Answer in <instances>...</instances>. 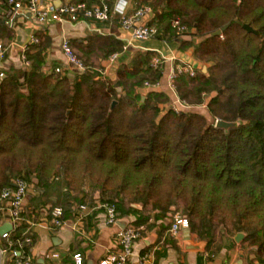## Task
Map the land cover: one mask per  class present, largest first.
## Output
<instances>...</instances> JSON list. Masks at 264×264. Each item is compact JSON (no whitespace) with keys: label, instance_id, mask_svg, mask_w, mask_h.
Listing matches in <instances>:
<instances>
[{"label":"trees","instance_id":"obj_1","mask_svg":"<svg viewBox=\"0 0 264 264\" xmlns=\"http://www.w3.org/2000/svg\"><path fill=\"white\" fill-rule=\"evenodd\" d=\"M135 1L137 9L154 13L149 25L157 29L156 38L179 39L172 21L180 19L187 35L202 39L194 54L207 72L177 76L179 99L193 107L210 96L207 110L213 120L241 124L221 130L205 115L190 111L171 110L161 117L169 96L156 89L138 92L163 78V68L153 67L156 53H137L112 80L98 71L92 56L106 61L123 45L96 35L78 46L81 55H76L86 70L69 78L45 70L46 39L26 52L29 69L5 70L0 82V192L18 178L28 184L27 195L40 189L55 231L52 211L58 202L49 195L51 188H62V200L55 197L62 201L67 224L74 223L82 205L92 210L116 204L123 217H136V228L148 222L143 216L147 210L157 220L182 206L196 240L209 247L218 230L233 226L247 233L249 245L263 258L264 0ZM11 33L0 25V39ZM27 219L22 212L13 240L25 237L31 228ZM29 236L26 254L35 242ZM82 241L69 251L71 259L83 256Z\"/></svg>","mask_w":264,"mask_h":264},{"label":"crops","instance_id":"obj_2","mask_svg":"<svg viewBox=\"0 0 264 264\" xmlns=\"http://www.w3.org/2000/svg\"><path fill=\"white\" fill-rule=\"evenodd\" d=\"M81 0H57L56 6L67 3H77ZM111 9L114 10L118 5L119 8H126L129 14L137 10L135 0H106ZM95 4L101 0H94ZM9 11L7 7H0V25L6 30L12 32L10 36H3L0 40L8 49L6 60L3 63L4 71L11 68H24L21 60L24 48L33 45H39L43 41H49L45 45L46 60L45 70L53 71L57 67L64 70L66 77L74 78L79 74L69 64L62 52V43L64 40L70 42L75 53L81 55L78 46L83 40L99 35L103 38H113L128 46L126 52L122 53L117 63L110 65L108 60L103 61L97 56H92V62L103 68L104 76L112 80L117 79V70L122 64H130L135 55L140 52L161 53L165 56L166 63L164 64V73L161 80V87L156 89L158 92L169 96L170 100H176V94L170 89L168 74L172 67L180 63H188L194 66L197 70L202 69L205 72L207 66L195 57V46L200 44L202 39L193 38L190 35L179 37L173 42H167L155 38L146 42L131 41V34L124 31L120 26L118 16H113L110 22L100 23L93 20L82 19L77 23L64 21L55 23L50 26H38L26 14L16 15L11 23L6 22ZM154 18V13L151 11L149 17L143 20L144 23L150 24ZM38 39L37 44H32L31 39ZM192 43L193 45L184 48V44ZM119 53V52H117ZM175 60V61H174ZM207 72V70H206ZM119 86V84L117 85ZM151 89L142 87L138 90L140 94L145 95ZM207 104L209 102H206ZM204 103L195 107L199 111L207 109ZM194 109V108H193ZM192 110V109H191ZM189 112V111H188ZM90 184L87 183L89 189ZM62 188L49 190V195H52L54 202H58L57 206H61ZM47 193V194H48ZM42 191L38 188H32L27 195L23 206V213L29 223H33L29 233L34 236L35 242L30 249V255L34 259V264L44 260L45 264H74V259H71L69 251L76 248L79 239H83L79 245V252L83 251L84 261L86 264L93 262L100 264L109 254H116L119 250L118 232L123 229L120 224L127 222L126 227L134 225L135 216L123 217L121 215L119 226H110L107 224V217L104 210L92 209L87 211L86 218L82 222L79 230H74L72 223L69 222L66 226L55 231L46 225L47 214L43 210V202L45 197L40 198ZM59 196L61 199L55 197ZM90 196V195H89ZM89 201V197L86 199ZM141 206L138 205V208ZM168 217L159 218L156 220L155 212L147 210L143 216L148 217V222L141 226V237L136 241L133 247V255L128 264H264V257H260L255 249L249 245L248 235L244 234V239L237 241L236 238L240 234L236 228L221 229L218 231L214 242L211 246H207L206 242L198 241L191 233V241L186 240L185 230L178 236L174 237L170 234V226L175 212ZM180 214V213H179ZM142 214H139L141 216ZM6 224H10L7 220L0 221V229ZM12 225V224H11ZM83 237V238H82ZM1 241V234H0ZM88 242L92 244L89 246ZM59 254L58 259H49L48 254Z\"/></svg>","mask_w":264,"mask_h":264},{"label":"built area","instance_id":"obj_3","mask_svg":"<svg viewBox=\"0 0 264 264\" xmlns=\"http://www.w3.org/2000/svg\"><path fill=\"white\" fill-rule=\"evenodd\" d=\"M57 0H0V7H7L9 14L6 18V22L11 23L16 15L26 14L30 15L32 21L38 26H50L55 23H61L64 21L74 22L77 18H83L86 20H93L95 22L107 23L110 22L113 16H118L120 19L121 28L131 34V41L133 42H146L156 38L157 29L149 24L143 22V20L151 14L149 8L137 9L132 14H129L126 8H119L117 5L114 10L106 0H101L100 3L94 4V0H81L77 3H67L60 6H56ZM172 27L177 30L179 35H187L189 30L182 24L180 19H174L172 21ZM32 44H37L38 39L32 37ZM128 46H124L123 52H126ZM28 47L24 48L21 60L23 67L29 69L31 62L27 59L26 52ZM7 47L0 40V82L5 78V71L3 63L7 56ZM62 52L69 64L76 65V70L83 73L86 70L84 62L76 55L69 41L64 40L62 43ZM121 52L114 53L108 59L110 65L118 62ZM166 57L161 53H158L153 60L154 68H163L166 63ZM175 61V60H174ZM55 73H64L63 68L57 67L54 69ZM164 73V72H163ZM197 69L188 63H178L174 65L168 74V81L170 89L176 94L175 80L179 75H187L189 77H195ZM161 82L156 85L145 84L146 89H159ZM177 96V94H176ZM205 97V103L209 102L210 96ZM173 110L176 113L188 112L192 107L183 103L178 96L173 104ZM208 104H204L206 107ZM182 111V112H180ZM28 184L22 178L16 179L12 187L3 189L0 192V214H3L4 220H7L12 224V230L9 233L1 236L0 241V264H34V259L25 253V247L31 244V237L29 236V230L24 234L25 237L18 240L11 238V232L19 228L22 220V212L24 202L27 197ZM87 205H82L79 213L76 215V220L72 223L74 230H79L82 222L86 218L88 211ZM95 209L104 210L107 217V224L110 226H119L121 218V212L119 206L110 202L100 204ZM53 226L58 230L67 225L62 219L64 216V209L61 206H56L52 211ZM46 225L49 226L46 220ZM33 226V223H29ZM189 220L182 214L176 213L173 217L170 226V234L174 237L180 235L184 230L189 229ZM50 227V226H49ZM52 228V227H50ZM142 228H136L128 226L124 229H120L118 232V246L119 250L116 254H109L104 258L100 264H128L130 258L133 255V247L136 241L141 237ZM47 258L58 259L59 254H48ZM75 264H85L84 258L80 254H76L74 257Z\"/></svg>","mask_w":264,"mask_h":264},{"label":"water","instance_id":"obj_4","mask_svg":"<svg viewBox=\"0 0 264 264\" xmlns=\"http://www.w3.org/2000/svg\"><path fill=\"white\" fill-rule=\"evenodd\" d=\"M28 17H30V15H28ZM226 28L220 30V31H217L216 33H214V36H221L222 33L225 31ZM244 29L246 31H248L249 33H253V34H256L257 35V32L254 31L249 25H245L244 26ZM71 66L73 68H77L76 65H73L71 64ZM206 68H205V72H206ZM25 90V88H24ZM241 123L238 122V123H231V122H226V121H222V120H218L216 122V128L218 129H221V130H225V131H229L230 129H233V128H236L240 125ZM133 208H138V205H132ZM127 222L124 224H120V226L124 229L126 228L127 226ZM12 230V225L11 224H6L5 226H3L1 229H0V234L1 236H3L4 234L6 233H9L10 231ZM185 234H186V240L187 241H191V230L190 229H186L185 231ZM242 239H244V234H239L236 238L237 241H241ZM38 264H45L44 260H40L38 261ZM88 264H94L93 262H89Z\"/></svg>","mask_w":264,"mask_h":264},{"label":"rangeland","instance_id":"obj_5","mask_svg":"<svg viewBox=\"0 0 264 264\" xmlns=\"http://www.w3.org/2000/svg\"><path fill=\"white\" fill-rule=\"evenodd\" d=\"M98 71L101 73V74H104L103 72H104V70H103V68H101V67H98ZM179 98V97H178ZM174 104V101H172V100H170V98H169V101H167L166 103H164V104H162L161 105V117L162 116H164V115H166L169 111H171V110H173V105ZM192 107V106H191ZM195 107H197V106H193L192 107V110H187V111H190V112H196V113H198V114H202V115H205L207 118H208V120H209V122L211 123V124H216V122L217 121H215V120H213L212 118H211V116L209 115V112H208V108L207 109H204V110H198V109H196ZM194 108V109H193ZM173 112H174V110H173ZM180 112H182V111H180ZM88 183H89V181H87ZM90 184V183H89ZM134 205H136V204H134ZM173 210H175V211H178V213H180V214H182V206H180L179 207V209H177V208H173ZM175 213H177V212H175ZM231 227H233V226H231ZM231 227H229V228H231ZM229 228H227V229H229ZM218 231H220V230H218ZM218 233V232H217ZM240 234H246L247 235V233H244V232H239ZM251 240H252V238H251ZM249 244H250V240H249Z\"/></svg>","mask_w":264,"mask_h":264}]
</instances>
